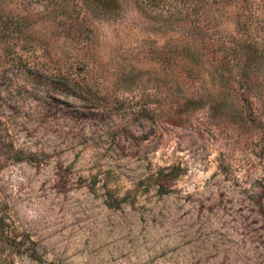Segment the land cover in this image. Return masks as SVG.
Masks as SVG:
<instances>
[{"label":"rangeland","instance_id":"374dc122","mask_svg":"<svg viewBox=\"0 0 264 264\" xmlns=\"http://www.w3.org/2000/svg\"><path fill=\"white\" fill-rule=\"evenodd\" d=\"M2 216L0 264H264V0H0Z\"/></svg>","mask_w":264,"mask_h":264},{"label":"trees","instance_id":"16d2710c","mask_svg":"<svg viewBox=\"0 0 264 264\" xmlns=\"http://www.w3.org/2000/svg\"><path fill=\"white\" fill-rule=\"evenodd\" d=\"M156 2H159L161 0H155ZM5 217L2 216V218H0V224L5 222ZM9 232H11L10 230H8ZM5 246L10 249L11 248V243L6 244L5 242H7L6 240L3 241ZM18 244L24 246L26 249L30 250L31 253H37L36 252V247H35V242L33 240H21L18 242ZM31 256H34V254H30ZM35 259L39 260L38 257H35Z\"/></svg>","mask_w":264,"mask_h":264}]
</instances>
